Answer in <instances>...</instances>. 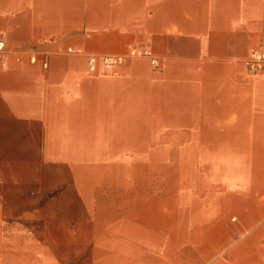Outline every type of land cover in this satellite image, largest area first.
<instances>
[{
  "label": "crops",
  "instance_id": "1",
  "mask_svg": "<svg viewBox=\"0 0 264 264\" xmlns=\"http://www.w3.org/2000/svg\"><path fill=\"white\" fill-rule=\"evenodd\" d=\"M1 36L5 178L42 154L126 155L130 176L108 224L0 226V264H264V67L243 62L264 47V0H0ZM129 46L158 64L88 69ZM171 153L193 160L134 164Z\"/></svg>",
  "mask_w": 264,
  "mask_h": 264
},
{
  "label": "rangeland",
  "instance_id": "2",
  "mask_svg": "<svg viewBox=\"0 0 264 264\" xmlns=\"http://www.w3.org/2000/svg\"><path fill=\"white\" fill-rule=\"evenodd\" d=\"M40 156L39 165L11 168L10 184L5 178V162L0 158V226H98L111 220L104 214L115 208L120 192L129 188L125 182L130 176L129 165L123 164L126 155H119L118 163L107 165H50L49 155ZM192 160L193 155L177 153L138 154L134 164L189 165ZM134 172L139 179L145 177L143 166ZM88 212L90 217L85 218Z\"/></svg>",
  "mask_w": 264,
  "mask_h": 264
},
{
  "label": "built area",
  "instance_id": "3",
  "mask_svg": "<svg viewBox=\"0 0 264 264\" xmlns=\"http://www.w3.org/2000/svg\"><path fill=\"white\" fill-rule=\"evenodd\" d=\"M5 47V38L0 37V64L2 62V53ZM67 51L74 53H83V50L79 47H67ZM133 56H147L150 57V62L152 65L156 66L158 64L156 57H154L150 49L143 46H129L127 51L122 54H107V55H96L87 54L86 63L90 71H94L98 65H100L104 70H111L114 66L123 64L129 57ZM35 56L30 57V61H34ZM244 65L251 73H257L261 71L264 67V47L253 50L250 54L243 60ZM47 63L43 62L42 66L46 67Z\"/></svg>",
  "mask_w": 264,
  "mask_h": 264
}]
</instances>
